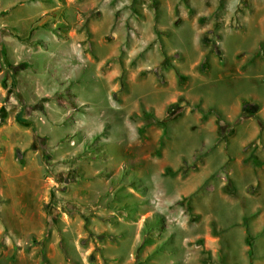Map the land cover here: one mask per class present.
<instances>
[{
  "label": "rangeland",
  "instance_id": "374dc122",
  "mask_svg": "<svg viewBox=\"0 0 264 264\" xmlns=\"http://www.w3.org/2000/svg\"><path fill=\"white\" fill-rule=\"evenodd\" d=\"M0 264H264V0H0Z\"/></svg>",
  "mask_w": 264,
  "mask_h": 264
},
{
  "label": "trees",
  "instance_id": "16d2710c",
  "mask_svg": "<svg viewBox=\"0 0 264 264\" xmlns=\"http://www.w3.org/2000/svg\"><path fill=\"white\" fill-rule=\"evenodd\" d=\"M246 109L249 112L254 113V112L257 111V105H253V103H250V102H244L243 103V112ZM200 111L203 112V117H206L209 114L215 115L217 120H218V123H219L221 129L225 128V127H228L230 129H232L234 127V125H235V123H232V122L228 121L225 118V116L223 115V113L216 107H211L207 111L200 109ZM169 113H170V108H169ZM241 117H242V114L238 118L240 119ZM167 172L173 173L170 169H167ZM231 183H232V180L229 179L228 184H231ZM248 245L250 247V254H251V252H252V242H251L250 237L248 238Z\"/></svg>",
  "mask_w": 264,
  "mask_h": 264
}]
</instances>
